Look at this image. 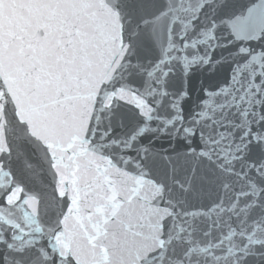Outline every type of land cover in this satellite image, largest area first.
Listing matches in <instances>:
<instances>
[{
	"label": "snow or ice",
	"instance_id": "obj_1",
	"mask_svg": "<svg viewBox=\"0 0 264 264\" xmlns=\"http://www.w3.org/2000/svg\"><path fill=\"white\" fill-rule=\"evenodd\" d=\"M124 7L125 0H0V264H24L8 253L26 252L34 253L28 264H173L163 224L174 212L145 178L142 162L156 153L137 147L140 136L191 143L206 121L222 126L234 105L247 102V117L261 103L254 90L264 96V0H164L157 16L135 26ZM226 64L230 85L205 89L202 110L186 121L188 91L173 90L171 78ZM116 109L123 111L114 123ZM128 119L138 131L116 133ZM249 135L235 145L234 160L253 141L264 143V135ZM218 136L185 155L194 163L218 159L228 133ZM13 140L43 191L17 181ZM25 140L43 149L50 183L25 156ZM251 168L264 179V165ZM253 230L248 243H264L254 238L264 223ZM236 235L228 231L227 240Z\"/></svg>",
	"mask_w": 264,
	"mask_h": 264
}]
</instances>
